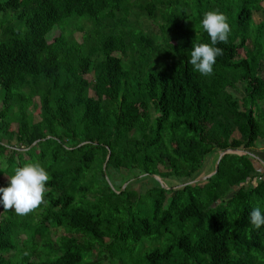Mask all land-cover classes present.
<instances>
[{
  "label": "trees",
  "instance_id": "trees-1",
  "mask_svg": "<svg viewBox=\"0 0 264 264\" xmlns=\"http://www.w3.org/2000/svg\"><path fill=\"white\" fill-rule=\"evenodd\" d=\"M263 3L0 0V187L28 163L51 177L30 215L0 203V264H264V226L250 223L264 213V164L225 153L185 184L206 157L264 138ZM209 11L232 31L205 77L189 60L211 43ZM65 20L80 41L64 28L47 38Z\"/></svg>",
  "mask_w": 264,
  "mask_h": 264
},
{
  "label": "clouds",
  "instance_id": "clouds-1",
  "mask_svg": "<svg viewBox=\"0 0 264 264\" xmlns=\"http://www.w3.org/2000/svg\"><path fill=\"white\" fill-rule=\"evenodd\" d=\"M201 23L211 43L194 44L189 63L202 76L207 77L213 74L216 58L223 55V49L215 45L227 43L232 30L228 17L219 11L205 13ZM9 179L8 187H0V203L4 210H14L18 216H27L46 205V184L51 177L39 162L16 168L15 174ZM250 223L255 229L264 226V213L259 206L252 209Z\"/></svg>",
  "mask_w": 264,
  "mask_h": 264
},
{
  "label": "rangeland",
  "instance_id": "rangeland-1",
  "mask_svg": "<svg viewBox=\"0 0 264 264\" xmlns=\"http://www.w3.org/2000/svg\"><path fill=\"white\" fill-rule=\"evenodd\" d=\"M263 7H264V3H263ZM253 17H254V21L255 22H259L260 20H262L264 18V12H255L253 14ZM76 24L77 23H75V21L72 22V21L65 20L60 25H54V27L52 28V30L47 34V38H49L50 40H52L53 39V36H54V33L55 32L59 33V31H61L60 28H62V29L64 28L65 33L72 32V30L74 29V32H73L74 37L77 40L80 41L81 40V35H82L83 29L82 30L75 29V25ZM147 24H148V22L146 21L144 25L146 26ZM84 25H87L88 26L89 24L87 22H84ZM240 89H241L240 90V93H238V96L239 97H241L244 94L242 85H240ZM38 113H39V108H36L35 114L37 115ZM261 144L263 146H261ZM259 146H261L260 149H259ZM253 150L254 151L256 150V152H254L256 155H260V156L263 157V160H261L262 161L261 163H264V138H258V140L256 142V147ZM217 155H218V153H213L212 155L206 157V159L204 160V163H203L202 168H200V170L196 171V173L192 176V178L193 179H197V178H199L201 176H204L206 174L212 173L213 172L212 171L213 170V167L215 166V163H216ZM160 169L162 170V167H160ZM122 177L124 178L123 175L115 174L114 171L109 170L108 171V174H107V177H106V180L109 183V185L113 188V186L117 187L118 182H119V180H121ZM139 177H141V176H139ZM150 181H151V179L148 180L147 178H145L144 180H142V179H132L131 180V182H132L131 187L133 189L137 190L138 192H144L146 190V188L151 185V182ZM201 181H203V180H201ZM179 183H182V182L177 181L176 183H174V185L179 184ZM125 185H126V183H124L122 185V188ZM166 186H168V185H166ZM140 203H141L142 207L144 208V210H149V212L151 211L152 208H151L150 201H149V198L148 197L143 196L141 198V202ZM56 233H57V235H60V234L63 233V230L62 229H58L56 231ZM143 253H144V249L142 248L141 244L140 243L136 244V246L133 249V254H132L133 258L139 259V257Z\"/></svg>",
  "mask_w": 264,
  "mask_h": 264
},
{
  "label": "water",
  "instance_id": "water-1",
  "mask_svg": "<svg viewBox=\"0 0 264 264\" xmlns=\"http://www.w3.org/2000/svg\"><path fill=\"white\" fill-rule=\"evenodd\" d=\"M225 153H237V154H246V153H247V154L251 155L252 157H254L255 159L258 160L257 155H255V154L252 153V152L245 151V150H238V149H227V150H224V151L219 152L218 157H217V160H216V163H215V166H214V171H213L212 173H214V172L216 171L217 166H218V162H219V160L221 159V157H222ZM108 155H109V153H108ZM107 157H108V156H107ZM263 164H264V163H263ZM212 173H210V174H206V175L201 176V177H199V178H197V179H193V180H191L190 182H186L185 184H187V183H195V182H199V181H201V180H205V179H206L207 177H209ZM151 176L154 177L156 180H158L160 183H162V180H161V178H160L159 176H157V175H155V174H151ZM185 184H184V185H185Z\"/></svg>",
  "mask_w": 264,
  "mask_h": 264
},
{
  "label": "crops",
  "instance_id": "crops-1",
  "mask_svg": "<svg viewBox=\"0 0 264 264\" xmlns=\"http://www.w3.org/2000/svg\"><path fill=\"white\" fill-rule=\"evenodd\" d=\"M261 146H263V145L261 144ZM261 146L259 147V149L261 148ZM255 155H256V154H255ZM257 157H258V161L262 162L261 160H263V157L260 156V155H257Z\"/></svg>",
  "mask_w": 264,
  "mask_h": 264
}]
</instances>
